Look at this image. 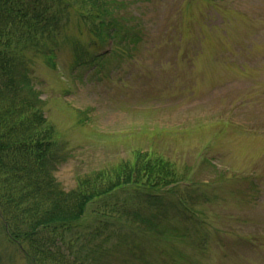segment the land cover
<instances>
[{
    "label": "rangeland",
    "instance_id": "rangeland-1",
    "mask_svg": "<svg viewBox=\"0 0 264 264\" xmlns=\"http://www.w3.org/2000/svg\"><path fill=\"white\" fill-rule=\"evenodd\" d=\"M44 6L51 32L25 63L57 181L72 190L139 152L177 178L95 201L51 248L76 264H264V0ZM0 264H34L1 219Z\"/></svg>",
    "mask_w": 264,
    "mask_h": 264
},
{
    "label": "trees",
    "instance_id": "trees-1",
    "mask_svg": "<svg viewBox=\"0 0 264 264\" xmlns=\"http://www.w3.org/2000/svg\"><path fill=\"white\" fill-rule=\"evenodd\" d=\"M47 1L0 0V219L32 263L76 264L51 247L55 238L64 243L95 201L128 186L168 189L177 178L169 162L139 152L133 163L79 178L72 190L57 181L56 132L25 63L26 50L50 29ZM98 24L114 28L110 20Z\"/></svg>",
    "mask_w": 264,
    "mask_h": 264
}]
</instances>
